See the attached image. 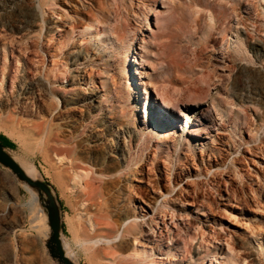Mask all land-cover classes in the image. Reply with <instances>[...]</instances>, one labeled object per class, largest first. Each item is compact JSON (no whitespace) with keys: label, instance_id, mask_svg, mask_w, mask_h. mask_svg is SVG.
Masks as SVG:
<instances>
[{"label":"rangeland","instance_id":"rangeland-1","mask_svg":"<svg viewBox=\"0 0 264 264\" xmlns=\"http://www.w3.org/2000/svg\"><path fill=\"white\" fill-rule=\"evenodd\" d=\"M19 1L14 9L0 7V133L14 145L9 152L28 165L26 172H35L53 188L68 253L79 264H106L82 250L76 240L85 218L98 223L101 235L106 229H120L125 218L138 216L141 224L154 219L153 230L144 223V235L118 243L116 251L125 257L118 264H264V183L259 180L264 159L237 143L235 152L230 141L236 134L231 140L240 142L239 130L247 140L255 137L249 147L264 140L263 102H258L260 111L245 107L243 124L231 91L233 80L242 79L240 66L250 69L254 59L245 46L241 48L247 51V60L234 52L237 39L243 31L250 42L264 39V0H93V8L85 0V10L76 6L82 0H68L77 14L56 3L45 10L42 24L32 14L35 0ZM51 9L59 16L52 17ZM22 17L33 21L26 31L17 28ZM78 52L87 59L75 68L72 59ZM29 82L56 88L57 97L49 100L43 91L33 100L22 99L20 91ZM222 82L230 94L222 90L218 95ZM209 96L218 97L225 110L230 102L223 128L196 132L193 117L183 129L162 123L175 140L182 136L183 147L176 150L169 140L157 147L165 136V130L161 135L151 129L154 120L165 122L158 119L159 111L177 112L178 106L183 114L197 116L186 106L193 108ZM72 97L85 102L74 103ZM145 101L153 110L143 112ZM212 116L219 120L214 112ZM40 120L72 138L75 148L69 157L78 165L91 164L98 174L108 175L118 167L115 142L126 151L134 147L121 177L103 181L92 194L101 199L97 206L83 210L80 203L86 192L70 187L67 164L48 158L38 136L28 132V126ZM142 137L145 144L139 141ZM231 161L241 180L230 172ZM173 188L183 189L189 199L180 216L152 205V196ZM34 201L0 166V264H53L42 245L45 219ZM133 250L137 260L129 257Z\"/></svg>","mask_w":264,"mask_h":264},{"label":"bare ground","instance_id":"bare-ground-1","mask_svg":"<svg viewBox=\"0 0 264 264\" xmlns=\"http://www.w3.org/2000/svg\"><path fill=\"white\" fill-rule=\"evenodd\" d=\"M22 1H24V0H22ZM67 1L68 0H35V3H33L32 14L34 15V17H37L36 21H39L42 24L43 23L42 18L44 16L45 10L47 8L50 9L51 7L56 6V3H63L64 5H66L64 10H68L69 12L71 11L74 14H77L78 9L79 10H85L86 9V5L83 3L85 0H82L81 3H78V5H76L78 8L77 10L68 6ZM86 1L89 3V6L92 7V5H93L92 2H94L95 0L94 1L93 0H86ZM109 1H112V0H109ZM19 3H20L19 0H0V7L4 6V7H7L9 9H14L16 7V5H18ZM163 4H164V2H163ZM93 7H94V5H93ZM51 11H52V13H51L52 17L59 16L55 10L51 9ZM155 14H158V12H155ZM209 18L211 21H213L215 19L212 16H209ZM32 19H34V18H32ZM94 21H96V20H94ZM7 25L10 27L9 22ZM32 25H33V21L31 22L29 20H25L22 17L21 25H17V28H19L21 31H26ZM41 29H42V26H40L39 31H41ZM105 31L103 29L102 32L104 33ZM226 31H223V32H225L224 38H225V36H227ZM98 35H99V33H97V36ZM249 37H250V35L247 32L243 31L240 38L237 39V41L235 43L234 52L237 55L242 56V60H247L246 59L247 58V51L243 50L241 47L245 46L246 48H250L251 51L253 52V55H254L253 56L254 59L251 61L252 65L250 66V69H246V66H244V65L240 66L241 69H240L239 74L242 77V79L241 80L234 79L232 84H231V91L233 93V96L238 100V103L236 104L237 105V112H238L241 120H243V124L247 123V112L245 110V107H248V105H251L253 110H259L260 111L261 109L258 107V102H263V104H264V39H259L255 42H250ZM232 46H233V43H232ZM86 59L87 58H85V55L82 54L81 52L76 53L72 59L74 67L78 68V67L83 66L84 64L81 63V60H86ZM83 69H85V68H83ZM106 69H108L107 66H106ZM80 71H82V70H80ZM107 74H108V72H107ZM76 77L78 79V75ZM208 77H210V75H208ZM129 78L131 81H133L132 75H130ZM205 83H207V82H205ZM190 87H191V85H190ZM62 89H63L64 94H66V91H67L66 88H62ZM55 90L57 91L56 88H53V87L51 88V87L45 85L44 82H42V83L41 82H34V83L29 82V84L23 89V91H20L19 95H22V97H23L22 99L28 100V98H29V99L33 100L35 98V96L40 97L42 94H44L43 93V91H44L47 94V99L53 100L54 98L57 97V95L54 93ZM183 90L185 92L187 91V93H188V91L190 92L191 89L189 88V86H186ZM216 90H217L218 95H222V90L226 91L230 94V87L225 86V85L223 86V82H222V85L217 86ZM143 93L145 95H147V98H149L150 93H148V91L146 89L143 91ZM133 94H134V97H136L137 101L139 102L140 97H139V94L136 92L135 87L133 88ZM204 97L203 98L200 97L201 100L194 103L193 108H189V106H186L188 109H192V110H195L196 112H198L197 116H192L189 114H183L180 107H178V106H177V112H176V110L175 111L173 110L171 112V111H169V109L167 111H163V112L159 111L157 113L158 119H159V116H161V117H163V119H165V122H160L158 120H154L153 126L151 127V129L157 133H160L161 135H164V133L161 131V130H163L162 129L163 128L162 123L163 124L166 123L168 125L173 123V124H176L183 129V128L189 127V121H190L191 117H193V122H195L194 125L197 127L196 130L194 129L196 132H198L200 130L203 133H206V131L208 129H210L211 127L216 128L218 125H219V127L217 129L223 128L225 126V123H226L225 120H226V118H228V112H230V102L229 101L227 102L228 107L225 110L221 107V105H220L221 100H219L218 97L209 96V98L207 97V99H208L207 101H206V99H204ZM130 98H131V96L129 97V99ZM205 101L208 102L207 105L205 104ZM72 102H74V103L85 102V100L83 101V100H79L76 97H72ZM99 104H100V102H99ZM142 107L144 108L143 112H145V113H146V110H148V109L153 110L152 104L150 105V103H148V102L146 103V101L144 103H142ZM84 108H86V107H84ZM212 112H214L216 115L219 116V120H222L221 122H219L220 124L217 123L218 119H215L212 116ZM259 114H261V112H259ZM147 121L148 120L146 119L145 124L147 123V127L149 128V124ZM48 124L49 123H46L45 121L40 120L39 122L31 123L27 129L29 130L28 132H30L33 136H35V137L38 136V141H39V144L41 145L42 149L47 153V155L49 154V156H47L48 158L50 156H53L51 158H54L55 162H57L58 164H61V162H63V161H64L63 162L64 164H67V165H65V166H67V167H65V168H67V169H65V171L71 172V176L69 177L70 178L69 182L71 184L70 187L74 188L75 190H77L79 192H86L87 198L84 196L83 198H85V199H82L81 203H80L81 206L83 207V210H86L88 207H91L94 205L97 206V204H99V200H101V199L98 200L92 194L95 191H97V188H99L104 183L103 181H105V183H107L110 180L119 179L121 177V175L123 173L124 165L128 164L129 160L132 159V150H134V147L132 148V146H131L129 148V150L126 151V146H122V144H120L119 141L115 142V149L117 151V156H118V167L114 171L110 172L108 175L98 174V172H96L94 170V167L91 164H87V162L86 163L84 162L83 164L85 166L78 165L76 160L69 157V154H70L69 152H71L72 149L75 148V144L72 141V138H69L65 134H60V132H61L60 128H56V130H52ZM111 124L112 123H110V125ZM236 130L237 129H235V131ZM164 132H165V136L163 137V139L158 141L157 147L160 146V148H162V143H168V142H166V140H169L173 145H175L176 150L178 149L179 151H181V149L183 147L182 136L178 140H175L169 134H167L166 130ZM189 132L191 133V131H189ZM236 133H238V131ZM239 133H240V142H238V141L234 142V143L232 142L231 139H232V137L236 136V134H233V136L230 137L232 148L235 149V145H236L235 143H237L239 147H246L247 152H250V153L255 154V155L259 154L261 156V158L264 159V140L262 141V139H259L260 141L258 144L256 143V144H254V146L249 147V145L254 141L255 137L247 140L242 136V131L239 130ZM118 135H119L118 133H114V135H113L114 139L115 138L118 139ZM125 135H128L130 142L132 141L134 144V139H133L134 137L132 136V132L127 131L125 133ZM230 135H232V134H230ZM141 140L145 144L147 139L144 137L139 138V141H141ZM49 142H52V144H50ZM136 142L137 143H135V144L139 145L138 140ZM129 145H131V144H129ZM160 152L162 153L163 150H161ZM235 152H236V149H235ZM13 159H15L18 162V164L21 166V168L24 170V172L28 176L34 177L35 172L32 175H30L26 172L24 166H28V165L24 164L22 161H18L16 159V157H13ZM178 160L179 159H177V161ZM59 167H60V165H59ZM229 169H230V172H232L236 178L241 180L242 176L239 173V171L236 169L234 161H231ZM259 180L262 183H264V175H260ZM97 183H99V184L97 185ZM174 190H175L174 188L170 189L163 194H159L157 197L152 196V198H151L152 199V205L158 204V206H160L162 209L168 210L172 215L177 214L180 216L181 213H183V211H184V208H182L183 203H187L189 201V199L187 196H183V194H182L183 189H180L177 192H174ZM229 190L232 192L235 191V190L233 191L232 187H230ZM27 192H28L31 199H35V201L33 203V205H34L36 203V200H37L36 194L34 192L30 191L29 189L27 190ZM193 202H197V200L195 198H193ZM150 203H151V201H150ZM40 218H42L41 215H40ZM142 218L144 219V216ZM142 218H141V220H142ZM80 219H82V218H80ZM84 222H85L83 224L84 228L82 227V229H80L82 232V235L78 239H76L78 241L81 249L86 251V252H92L93 254H91V253H88V254H91L94 257V259H102V261H105L106 264H118L119 261H124L125 257L123 256V253L119 254V252L116 251V247H117L116 245L118 243L122 242L123 240H125L127 237H133L134 240H137L138 237L144 235L145 234V231L143 228L144 223L149 225V230H153L151 224L154 223V219L150 220L148 223L144 222L143 224H141V223H139L138 216L128 217V218H125L123 220L122 226L120 229H118V230H115L114 228L106 229V230H104L103 234H101V235H99L100 233L97 232L98 231V223L96 221H94L92 217H90V216L86 217ZM86 225H87V227H86ZM105 225H107L106 227L109 226V224H106V222H105ZM73 238H74V236H73ZM74 240H75V238H74ZM171 241H172V239H171ZM63 247L65 249V254L72 257L74 260H76L75 256L68 253V250L65 247L64 241H63ZM68 249L70 250V252L72 254H74L73 251L70 249L69 245H68ZM132 253L133 254L129 255V257L137 260V258L135 257V251L134 250Z\"/></svg>","mask_w":264,"mask_h":264},{"label":"water","instance_id":"water-1","mask_svg":"<svg viewBox=\"0 0 264 264\" xmlns=\"http://www.w3.org/2000/svg\"><path fill=\"white\" fill-rule=\"evenodd\" d=\"M13 157L8 147L0 143V166L8 171L23 189H29L36 194V204L45 219L46 232L42 245L48 258L53 264H79L65 254L61 238V207L53 188L35 174L34 177L28 176Z\"/></svg>","mask_w":264,"mask_h":264},{"label":"trees","instance_id":"trees-1","mask_svg":"<svg viewBox=\"0 0 264 264\" xmlns=\"http://www.w3.org/2000/svg\"><path fill=\"white\" fill-rule=\"evenodd\" d=\"M0 143L7 147H13V143L3 134L0 133Z\"/></svg>","mask_w":264,"mask_h":264}]
</instances>
